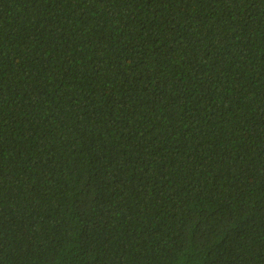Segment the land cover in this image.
<instances>
[{"label":"trees","instance_id":"obj_1","mask_svg":"<svg viewBox=\"0 0 264 264\" xmlns=\"http://www.w3.org/2000/svg\"><path fill=\"white\" fill-rule=\"evenodd\" d=\"M0 264H264V0H0Z\"/></svg>","mask_w":264,"mask_h":264}]
</instances>
